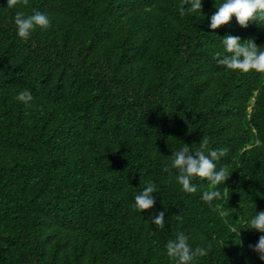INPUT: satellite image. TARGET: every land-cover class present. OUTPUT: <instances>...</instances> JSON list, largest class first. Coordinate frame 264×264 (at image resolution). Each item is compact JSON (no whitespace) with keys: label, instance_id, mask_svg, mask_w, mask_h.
<instances>
[{"label":"trees","instance_id":"obj_1","mask_svg":"<svg viewBox=\"0 0 264 264\" xmlns=\"http://www.w3.org/2000/svg\"><path fill=\"white\" fill-rule=\"evenodd\" d=\"M222 2L181 15L182 0H0V264H175L178 233L209 249L197 264H264V233L241 225L264 212V73L219 63L228 35L264 47V20L213 30ZM34 11L51 26L23 40L14 17ZM204 137L230 175L211 204L206 178L187 193L170 168Z\"/></svg>","mask_w":264,"mask_h":264},{"label":"clouds","instance_id":"obj_2","mask_svg":"<svg viewBox=\"0 0 264 264\" xmlns=\"http://www.w3.org/2000/svg\"><path fill=\"white\" fill-rule=\"evenodd\" d=\"M28 6L29 0H8V7H15L18 3ZM183 5L190 3V8L185 11V7L180 10L181 15H194L202 13L203 0H182ZM216 12L210 17V28L215 30L222 25L228 24L233 17L237 22L246 27L250 20H264V0H223L219 6H216ZM16 34L23 40H28L37 27L47 30L51 26V20L46 13L34 11L31 15H25L23 12H17L14 17ZM224 47V57L219 63L227 69L238 70L243 73L255 71L264 73V47H259L254 41H244L240 37L234 35L226 36L222 41ZM221 53H216V58H220ZM17 99L26 106L30 105L34 97L30 90L21 91ZM209 151V139L204 137L199 149L193 150L189 146H182L179 150L173 151L170 161V168L177 170L176 180L181 185L182 190L187 193H195L197 187L190 184L194 177L206 178L213 186L212 191H206L202 195L205 202L211 204L214 199H221L222 193L217 190V186L225 184L230 177L227 168L216 170L217 150H210L209 155L205 152ZM226 149L221 150L219 155H225ZM194 152V156L191 154ZM211 157V158H209ZM169 170V166L165 167V171ZM156 190L154 182H149L135 196V208L143 213L144 210L154 206L155 200L150 195ZM246 223L247 227L254 228L264 233V212H259L255 216L247 218L241 225ZM155 224L163 228V213L155 219ZM241 225L234 227L232 233H236ZM239 237V234L237 233ZM166 255L175 264H197L199 258L208 254L209 249L203 246L193 247L189 242V237L183 233L175 235L174 239H170L166 244ZM264 260V235H261L256 245L251 246Z\"/></svg>","mask_w":264,"mask_h":264}]
</instances>
